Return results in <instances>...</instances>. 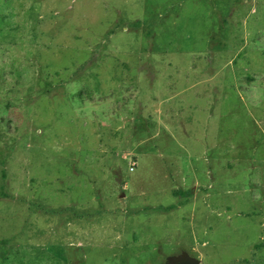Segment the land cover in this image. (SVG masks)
Wrapping results in <instances>:
<instances>
[{
	"label": "rangeland",
	"instance_id": "374dc122",
	"mask_svg": "<svg viewBox=\"0 0 264 264\" xmlns=\"http://www.w3.org/2000/svg\"><path fill=\"white\" fill-rule=\"evenodd\" d=\"M264 264V0H0V264Z\"/></svg>",
	"mask_w": 264,
	"mask_h": 264
},
{
	"label": "water",
	"instance_id": "95a60500",
	"mask_svg": "<svg viewBox=\"0 0 264 264\" xmlns=\"http://www.w3.org/2000/svg\"><path fill=\"white\" fill-rule=\"evenodd\" d=\"M166 264H201V261L187 252H182L179 255L169 257Z\"/></svg>",
	"mask_w": 264,
	"mask_h": 264
}]
</instances>
